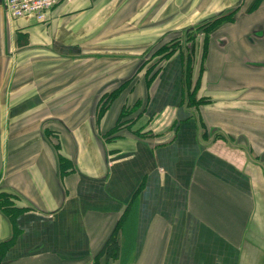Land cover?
<instances>
[{
  "label": "crops",
  "instance_id": "1",
  "mask_svg": "<svg viewBox=\"0 0 264 264\" xmlns=\"http://www.w3.org/2000/svg\"><path fill=\"white\" fill-rule=\"evenodd\" d=\"M216 1L162 60L179 0L0 13V264H264V0Z\"/></svg>",
  "mask_w": 264,
  "mask_h": 264
},
{
  "label": "rangeland",
  "instance_id": "2",
  "mask_svg": "<svg viewBox=\"0 0 264 264\" xmlns=\"http://www.w3.org/2000/svg\"><path fill=\"white\" fill-rule=\"evenodd\" d=\"M179 4H180V7L178 10V13L177 15L173 16V20H172L173 22H176V20L178 21L177 23L178 25L173 26V27H178L179 31L172 33L173 31L169 30V32H167L164 35L161 41H158L155 43L154 48L157 49L163 44L171 43L176 40H180L181 44H184L186 42L185 40L189 36L204 34L203 31L198 29V27L203 25L206 22L212 21L211 19L218 17V15H220L221 13V11H213V9L217 7L215 5L218 4L216 0L211 1V2L210 1L205 2V0H179ZM0 13H1L2 19L5 18V15L7 16L6 11L2 5H0ZM8 19L10 20V18ZM12 20H16V19H12ZM3 38H6V37L3 36ZM12 55H13V52H11V50H9L6 47L5 42L0 44V57H1L0 58V88L2 86V80L5 74L9 71V67L11 65L10 60H11ZM21 60H18V62H16L19 64V65L16 64L17 65L16 67L18 68L17 70L18 72L16 71L15 73L14 71L16 76L19 73V71L20 70L22 71L23 69V65H21L23 63L21 62ZM15 85H18V83L13 84V86ZM0 94H1V91H0ZM0 103H1V99H0ZM2 109L3 107L0 106V133L1 131L3 132V127L1 126L3 125L1 124V117H2V112H3ZM0 141H1V138H0Z\"/></svg>",
  "mask_w": 264,
  "mask_h": 264
},
{
  "label": "built area",
  "instance_id": "3",
  "mask_svg": "<svg viewBox=\"0 0 264 264\" xmlns=\"http://www.w3.org/2000/svg\"><path fill=\"white\" fill-rule=\"evenodd\" d=\"M73 1L75 0H3V6L10 19L32 18L45 23L56 6Z\"/></svg>",
  "mask_w": 264,
  "mask_h": 264
},
{
  "label": "trees",
  "instance_id": "4",
  "mask_svg": "<svg viewBox=\"0 0 264 264\" xmlns=\"http://www.w3.org/2000/svg\"><path fill=\"white\" fill-rule=\"evenodd\" d=\"M222 18H217L214 19L212 21L206 22L203 25L199 26L198 29L203 31L204 34L208 35L211 31H213L217 24L219 23V21H221ZM193 39V36H189L186 39V42L191 41ZM183 44H181L180 40H176L174 42L171 43H166L163 44L159 47V49L156 51V54L158 55H162V57L160 58L162 59H168L170 56H172L178 49H182ZM3 196V197H2ZM4 205L6 208H11V201L10 198L7 196V194L5 193H0V206ZM14 214L10 215V218L13 219ZM16 230L14 229V234L12 235V238L10 240L7 241H3L0 242V262L2 259V248L4 246L9 245V243L15 238L16 236ZM117 245V237L113 236L108 240L106 247L109 249L108 253H112L114 252V249Z\"/></svg>",
  "mask_w": 264,
  "mask_h": 264
},
{
  "label": "water",
  "instance_id": "5",
  "mask_svg": "<svg viewBox=\"0 0 264 264\" xmlns=\"http://www.w3.org/2000/svg\"><path fill=\"white\" fill-rule=\"evenodd\" d=\"M3 162H2V151H1V143H0V173L2 171Z\"/></svg>",
  "mask_w": 264,
  "mask_h": 264
},
{
  "label": "flooded vegetation",
  "instance_id": "6",
  "mask_svg": "<svg viewBox=\"0 0 264 264\" xmlns=\"http://www.w3.org/2000/svg\"><path fill=\"white\" fill-rule=\"evenodd\" d=\"M212 32V31H211Z\"/></svg>",
  "mask_w": 264,
  "mask_h": 264
}]
</instances>
